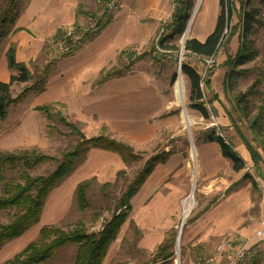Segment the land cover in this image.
<instances>
[{"label":"crops","instance_id":"0c3cea01","mask_svg":"<svg viewBox=\"0 0 264 264\" xmlns=\"http://www.w3.org/2000/svg\"><path fill=\"white\" fill-rule=\"evenodd\" d=\"M104 2L105 0H17L16 18L9 34L0 44V82L7 83L11 76L17 74V71L9 67L10 52L15 63L23 64L30 73L40 63L45 65L52 60L54 63L42 92L30 91L11 104L21 106V111L11 114L19 120L14 121L19 123V127L13 130L16 137H12V140L21 142H0V148L7 151L10 146L35 145L38 139L34 137L36 140L31 139L30 142L21 126L33 125L35 122L42 126L46 122L45 117L35 108L57 104L63 107L72 123L92 130L98 126L105 127L109 133L107 134L113 135L110 136L114 140L131 147L139 154V159L142 158L139 170L152 158L167 153L166 159L155 164L130 199V211L123 223L124 225L127 220H134L143 234L150 237L149 245H152L155 237H163L172 226L179 210V200L188 189L191 161L195 157L197 175L201 180L199 192L205 197L215 194L218 196H214L217 199L213 202L211 199L209 202L212 203L206 204L202 214L187 225V246L184 245L187 257L194 254L195 260L197 256H216L219 264H224L233 253L237 240L250 237L244 264H264V237L254 236L264 218V165H259L261 160L254 161L242 142L231 144L245 169L248 166L255 168L262 183V190H259L253 186L254 182L250 177L244 179L247 175L244 169L238 172L232 170L231 163L221 156L217 143L203 141L206 132L196 139L193 154L186 149L174 150L166 145L147 157L146 149L163 131L167 130L171 138L180 132L169 131L177 121L170 114L172 112L169 111L168 101L159 87L145 73L134 70L136 64L124 76L99 83L101 73L116 65L121 53L141 55L148 51L149 46L151 49L162 22L167 18L168 21L171 19L172 0H121L117 9L105 13L107 22L91 42L71 55L53 57L49 41L65 25H84L88 19L86 13L102 14L105 10ZM204 5L209 7L212 23L208 30H203V26L199 24V13L196 15L190 38L199 42H203L211 32L219 11L218 0H207L200 8L203 9ZM262 61L264 62V57ZM30 84L31 81L14 83L10 88L12 97L19 95ZM215 106V102L212 103L211 107L217 115L215 121L223 127L227 126L229 122L223 110L218 105ZM3 120L0 122L3 123ZM97 133L92 136H97ZM143 155L147 158L144 159ZM81 159L83 161L77 170L67 176L69 179L78 178V182L82 181L80 183L97 177V170L103 174L99 176V181L106 182L134 163L125 164L119 155L97 148L89 149ZM106 173L111 177L105 176ZM226 237L229 239L228 244L218 251V245ZM162 244L163 241H159L157 249ZM156 264L171 262L167 259Z\"/></svg>","mask_w":264,"mask_h":264},{"label":"trees","instance_id":"16d2710c","mask_svg":"<svg viewBox=\"0 0 264 264\" xmlns=\"http://www.w3.org/2000/svg\"><path fill=\"white\" fill-rule=\"evenodd\" d=\"M194 2L195 0H172L173 10L171 19L164 27L165 35L162 36L157 43L160 50L169 52L176 51L175 47L171 45V42L181 37L185 32ZM3 5L4 6L0 8V44L9 34L17 15V8L15 6L17 5L16 0H5ZM218 5L219 11L213 31L203 42H199L194 38L187 39L183 45L184 54L182 57L187 55L194 57H209L216 55L219 48L227 44L230 37L233 36L235 32L239 31V44L236 53L232 58L227 60L229 69L225 76L224 85H229L231 93L234 92L232 98L235 106L246 118L248 128L258 139L263 141L262 146L264 148V111L260 108V111H258L256 115L249 118V112L246 108L247 98L257 93L256 88L260 82L257 80L254 81L244 92L235 91L236 82L241 78L242 74L245 73L237 68L253 62L258 56V51L254 47L253 41L249 36L252 34L254 27L264 29V19L262 18L264 0H218ZM236 10L239 15L237 30L234 26H231V19ZM107 11L109 10L105 9L100 15L86 13L88 18L94 19V27L90 30L84 31L82 30L83 26L74 25L78 31H83L82 46L91 42L103 29L107 22L105 19V13ZM226 32H229L227 37H225ZM48 46L51 47L50 45ZM81 47L76 48L68 55L73 54ZM151 50L153 52L157 50L154 41L151 44ZM140 56L141 55H135L130 52L121 53L118 57L117 64L101 73L99 83L124 76L130 71L134 61L140 58ZM53 63L54 60L45 65L43 64V66H40V64L39 66H34L33 72L30 73L23 64L15 63L10 52L9 67L17 71V74L16 76H11L7 83L0 82V120L6 117L7 108L11 104L16 103L24 94L30 91L38 93L43 91L46 78L49 75V70ZM180 71L188 84V108L196 112L203 120L208 121L211 116V111L207 108L203 100L204 94L202 88L210 90L211 83L209 77L212 71L209 72L206 79L202 82L199 71L188 62L181 61ZM175 78V74L170 77V85L174 83ZM259 79L264 80L263 73L259 75ZM28 81H31V84L25 86L19 95L12 97L10 90L11 86L14 83L22 84ZM35 109L47 120L48 132H55L61 135L54 126L50 124V122L56 120L63 127L68 128V135H74L77 140H75V143L71 147L61 153L60 158L45 155L34 148L19 152H0V176L6 167L14 168L20 166L25 171L23 173V183L5 184L3 195H0V211L8 209H14L16 211L10 223H0V247L5 242L19 238L39 222L48 194L56 188L63 179L71 174L76 162L81 159L89 149L97 148L115 153L121 157L125 164L136 162L139 159V154H136L131 147L114 140L110 135L106 134L105 131L97 136L85 137L79 125L67 121L64 109L61 105L48 104L36 107ZM203 141L217 143L221 156L231 163L233 171L238 172L244 169V163L235 153L232 145L225 140V138L216 136L213 129H207ZM241 141L248 149L251 158L257 161L259 159L258 153L252 150L244 140ZM167 156V153H162L152 158L141 170L136 172L125 190L118 196L108 220L102 225L99 231L89 232L85 230L82 224L76 226L72 230H63L56 226H43L38 231V238L36 241L30 242L19 253L5 261L4 264H43L59 250L68 246H75L72 264H102L108 247L116 239L123 223L128 217L130 199L137 192L146 176L150 174L155 164L163 162ZM42 163L54 164L53 170L45 175L30 176L28 171L36 168ZM246 178H249L248 175L244 176V179ZM88 187L89 184L83 182L76 188V202L81 210L86 207V191ZM171 247L172 245H168L166 241L163 242L157 249L156 258H162L163 260L170 259L173 254V251L170 250ZM115 264L128 263L122 262Z\"/></svg>","mask_w":264,"mask_h":264},{"label":"rangeland","instance_id":"374dc122","mask_svg":"<svg viewBox=\"0 0 264 264\" xmlns=\"http://www.w3.org/2000/svg\"><path fill=\"white\" fill-rule=\"evenodd\" d=\"M4 1L5 0H0V8L4 6ZM206 1L207 0H195L186 26L187 31L189 22L192 19L191 25L189 27L190 29H188V35L185 38V34L183 33L181 37L176 38L173 40V42H171V45H173L176 49L175 52L164 50H156L153 52L149 46L148 51L141 53L140 58L135 60L131 66L133 68L136 64L134 70H140L141 72L145 73L153 81V83L159 87L165 100L168 101L169 111L173 113V117L177 121L175 127H172L169 131L172 132L173 130H180L179 134L174 136V138H171V134H169L167 130L163 131L157 140L149 146V149H146V156H151L153 154L152 152H155L156 150L159 151L165 148L166 145H170V149H186L188 150V153L193 154L192 152L194 151V143L196 142V139L199 138L202 133L207 132V129L213 128L210 125L211 119L205 121L196 112L188 108V84L186 79L181 74V71L178 69L181 67V61L188 62L198 71L200 69V65L193 56L187 55L182 57L184 51L181 45L182 39L185 40L190 38L191 27L193 26L194 18L198 13V19L200 21L199 24L200 26H203V30H208V26L211 25L212 14L209 11V7L204 5L203 9L200 8L201 4L206 3ZM15 6L16 8L18 7V5ZM238 18L239 15L236 10L231 19V26H234L236 30L238 28ZM262 18L264 19V10L262 11ZM193 29L194 27H192V30ZM213 29L214 27L212 28L211 32ZM238 32L239 31L235 32V34L230 37L228 43L221 46L217 51L215 55V65L209 77V80L211 79V88L210 90L202 88L204 94L203 100L214 118H216L217 115L215 110L211 107L212 103L215 102V105H218V107L223 110L229 124L223 127L216 120L222 137L232 145L239 142L241 143V140H244L252 150L258 152L259 159L261 160V164L259 163V165L261 166L264 165V148L262 146L263 141L258 139L257 136L248 128V122L246 118L237 109L235 103L233 102L232 94L234 92L231 93L229 85H224L225 76L229 69L227 60L235 55L239 44ZM228 34L229 32H226L225 37H227ZM249 38L253 41L254 47L256 49L258 48L259 57L253 62L247 63L237 68L238 70L240 69L245 73H243L241 78L236 82L235 91L244 92L254 81L257 80L260 82L256 88L257 93L247 98L248 101L246 108L249 112L248 116L251 118L256 115L258 111H260V108H262V111H264V80L259 79V75L262 73L264 74V62L262 61L264 57V29L254 27ZM174 74L176 76L175 81L172 85H170L169 79ZM179 77H182L185 84L183 107L185 110V115L188 118L187 123H183L181 120L182 107L175 101L173 94V86ZM13 93L17 94L15 90H13ZM20 107L21 106H9L7 109L6 119L3 120V123L0 122V139L2 138L0 142L3 144L5 142H8V144H17L21 142V140H12V137H16V133L13 132V130H17L19 127V123H15L14 121L16 119L17 121L19 120L18 118L11 115L14 111H21ZM65 117L67 121L72 122L66 115ZM46 124L48 125L47 120L42 126H39L38 122H35L33 125H22L21 130L27 134L30 142L31 139L34 141L36 140L35 138L38 139L36 144L29 147L12 148L10 146L7 151L19 152L34 148L38 149L45 155L60 158L61 153L71 147L77 138L74 135H68V128L63 127L56 120H53L50 122V124H52L61 135H58L55 132H48ZM79 127L81 132L83 131L82 133H84V135L87 137L96 135V132H98L97 134L103 133L104 131L106 134L108 133L105 127L100 128V126H98L93 130L82 125H79ZM7 133H10V135L8 136ZM2 135H4V137H2ZM2 151L6 150L4 148H0V152ZM146 156L143 155L144 159L149 157ZM193 158L194 159L191 161V167L189 171L190 182L188 183V189H186L182 199L179 200V210L176 213L177 216L173 220V224L171 227H169V230H166L167 233L163 235V237H155V241L152 243V245H149L148 239L150 237L143 234V231L136 225L134 220H131L130 222L127 220L118 233L117 238L109 246L102 264H115L122 262H126L128 264H156L160 262V260H163L162 258H159L160 260H156V253L158 252L156 250V246L159 241H166L168 245H172L170 249L173 251L172 257L170 258L171 264H192V262L194 264L195 260H193V258L195 255L190 254L187 257V250L186 247H184L185 244L187 246V225H189L195 218L199 217L206 206L210 205L214 200L217 199V197L214 196H218V194L210 195L211 197H205L199 192L201 180L197 175L195 157ZM82 161L83 160L81 159L76 162L75 167L70 175H72L73 172L77 170L79 164ZM141 166L142 158L140 161L131 163L124 171L118 172L114 179H108L106 182L99 181V176L103 174L101 171L97 170V177L85 180V182L89 184V187L86 191V207L83 210L77 206L75 196L76 188L82 181L78 182V178L73 179V177L70 179L66 177V180L63 179L59 185L48 194L39 222L27 230L19 238L5 242L0 247V264H4L5 261L11 259L30 242L36 241L38 238V231L43 226H56L63 230H72L76 226L82 224L85 227V230L89 232L99 231L102 225L108 220L118 196L125 190L126 186L130 183ZM53 168L54 164L42 163L36 168L28 171V173L30 176L35 177L45 175L53 170ZM261 168H263V166ZM24 172L25 171L20 166L14 168H4L2 175L0 176V195H3V188L5 184L23 183ZM244 172L254 182L253 186H256L257 189L262 190V183L258 178L255 168L248 166L245 169L244 167ZM105 176L111 177L109 173H106ZM191 194L193 206L189 209L186 218L182 222V201ZM211 199L213 200L210 203L209 201ZM15 212L16 211L14 209L1 210L0 223H10ZM180 223L183 224L180 234L178 235L179 232L177 231V228ZM177 238H179V243H177ZM250 239V237L238 239L236 244H246L248 246ZM74 253L75 246L65 247L55 253L43 264H72Z\"/></svg>","mask_w":264,"mask_h":264},{"label":"built area","instance_id":"2783aa9c","mask_svg":"<svg viewBox=\"0 0 264 264\" xmlns=\"http://www.w3.org/2000/svg\"><path fill=\"white\" fill-rule=\"evenodd\" d=\"M120 1L121 0H105L104 8L107 10L117 9V7L120 4ZM168 22H169L168 18L165 19L162 22L161 26L159 27L157 34L155 35L154 43L156 45L157 50H160L157 46V43L159 39L165 35L164 27L168 24ZM82 26H83L82 30L84 31L92 29L94 27V19L88 18L86 21V24ZM82 32L83 31H78L74 25L63 26L60 32L49 41V45L51 46L53 55L55 57L65 56L73 52L76 48L81 47L83 44ZM194 58L200 65L199 74H200V79L202 82L206 79L209 72L212 71V69L214 68L215 61H216L215 55H212L209 57H194ZM210 119H211L210 125L213 127L212 129L214 130L215 135L218 137H222L220 128L218 127L217 122L215 121L212 115L210 116ZM186 199L182 201V212H183V203ZM182 224L183 223H180L181 226ZM255 236L258 238L264 237V218L260 221L259 227L255 231ZM228 242H229V239L227 237L224 238L221 241V243L218 245L217 250L221 251L222 246L225 244H228ZM247 251H248V246L246 244L236 245L233 253L227 257V260L224 264H244L247 259ZM194 264H219V262L217 261L216 256H212L208 258L197 257L194 261Z\"/></svg>","mask_w":264,"mask_h":264},{"label":"bare ground","instance_id":"6f19581e","mask_svg":"<svg viewBox=\"0 0 264 264\" xmlns=\"http://www.w3.org/2000/svg\"><path fill=\"white\" fill-rule=\"evenodd\" d=\"M199 3V2H198ZM192 21V19H191ZM191 21L189 22V26H188V29H190V25H191ZM188 29L185 33V38L186 36L188 35ZM184 90H185V84H184V81L182 79V77H179L177 79V81L175 82L174 86H173V94H174V98H175V101L181 105L182 107V111H181V120L183 123H187L188 122V118L186 117L185 115V110H184V107H183V101H184ZM193 206V201H192V194L184 201L183 203V212H182V222L183 220L186 218V215L188 214L189 212V209ZM181 225L178 226V232L181 231ZM180 233H178L179 235ZM178 239V242L179 243V238Z\"/></svg>","mask_w":264,"mask_h":264},{"label":"water","instance_id":"95a60500","mask_svg":"<svg viewBox=\"0 0 264 264\" xmlns=\"http://www.w3.org/2000/svg\"><path fill=\"white\" fill-rule=\"evenodd\" d=\"M185 31H186V29H185ZM184 34H185V32H184ZM183 38H184V37H183ZM186 40H187V39H185V40L182 39V45H181L182 48H183L184 42H185ZM178 69L180 70V68H178ZM179 70H178V72H179Z\"/></svg>","mask_w":264,"mask_h":264}]
</instances>
